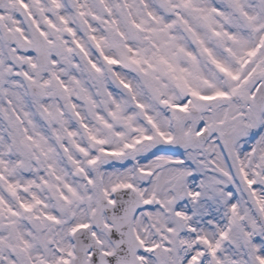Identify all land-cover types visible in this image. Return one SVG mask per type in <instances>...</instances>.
Returning <instances> with one entry per match:
<instances>
[{"label":"snow or ice","instance_id":"6c2138e0","mask_svg":"<svg viewBox=\"0 0 264 264\" xmlns=\"http://www.w3.org/2000/svg\"><path fill=\"white\" fill-rule=\"evenodd\" d=\"M0 264H264V0H0Z\"/></svg>","mask_w":264,"mask_h":264}]
</instances>
